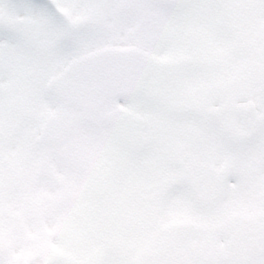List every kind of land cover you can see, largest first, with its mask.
Listing matches in <instances>:
<instances>
[{
	"label": "snow or ice",
	"instance_id": "1",
	"mask_svg": "<svg viewBox=\"0 0 264 264\" xmlns=\"http://www.w3.org/2000/svg\"><path fill=\"white\" fill-rule=\"evenodd\" d=\"M0 264H264V0H0Z\"/></svg>",
	"mask_w": 264,
	"mask_h": 264
}]
</instances>
